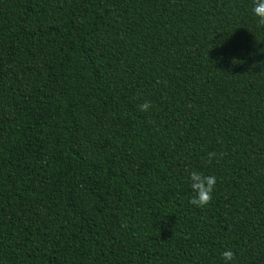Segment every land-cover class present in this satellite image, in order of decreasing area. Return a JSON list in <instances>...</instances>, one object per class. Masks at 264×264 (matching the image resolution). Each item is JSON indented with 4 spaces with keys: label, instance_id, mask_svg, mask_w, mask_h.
Wrapping results in <instances>:
<instances>
[{
    "label": "trees",
    "instance_id": "1",
    "mask_svg": "<svg viewBox=\"0 0 264 264\" xmlns=\"http://www.w3.org/2000/svg\"><path fill=\"white\" fill-rule=\"evenodd\" d=\"M251 3L0 0V264H264Z\"/></svg>",
    "mask_w": 264,
    "mask_h": 264
},
{
    "label": "clouds",
    "instance_id": "2",
    "mask_svg": "<svg viewBox=\"0 0 264 264\" xmlns=\"http://www.w3.org/2000/svg\"><path fill=\"white\" fill-rule=\"evenodd\" d=\"M250 11L257 18L258 24L264 26V0H252ZM138 108L141 112H147L150 104L144 102L139 104ZM215 155L212 152L208 153L209 159ZM216 179L215 175L205 174L199 169H191L186 176L191 192L189 203L198 208L205 206L212 197ZM233 255V250L225 247L224 251L220 253L221 264H233Z\"/></svg>",
    "mask_w": 264,
    "mask_h": 264
}]
</instances>
